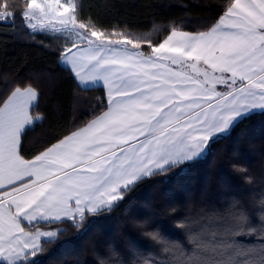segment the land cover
<instances>
[{
  "label": "snow or ice",
  "instance_id": "snow-or-ice-1",
  "mask_svg": "<svg viewBox=\"0 0 264 264\" xmlns=\"http://www.w3.org/2000/svg\"><path fill=\"white\" fill-rule=\"evenodd\" d=\"M80 8L78 0H25L21 18L31 33L64 39L59 62L81 90H105L106 110L25 158L38 92L16 87L0 101V264H38L42 241L67 232L42 231L41 222L82 228L138 181L195 161L209 141L264 112V0H232L209 29L173 28L156 44L82 22ZM14 19L15 6L0 0V22ZM234 207L178 222L185 242L146 232L157 250L132 249V264H264V243L236 239L264 241V213L250 225Z\"/></svg>",
  "mask_w": 264,
  "mask_h": 264
},
{
  "label": "trees",
  "instance_id": "trees-1",
  "mask_svg": "<svg viewBox=\"0 0 264 264\" xmlns=\"http://www.w3.org/2000/svg\"><path fill=\"white\" fill-rule=\"evenodd\" d=\"M231 2L78 0V18L156 44L173 28L190 32L209 29ZM24 3L10 0L15 6L14 22H0V101L16 87L37 90L39 98L32 115L39 119H34L22 136V154L32 158L105 110L106 93L103 88L81 90L59 62L64 39L57 38L59 34L31 33L21 18ZM144 49L150 51L147 45ZM234 165L246 171L234 170ZM230 205L235 206L234 211L246 212L250 225L260 224L264 213V112L250 115L229 133L209 141L205 153L195 161L138 181L110 212L87 214L82 228L41 222V230L65 227L67 232L52 244L42 242L43 250L34 259L38 264H99L101 259L109 264H132V249L145 254L157 250L146 232L160 229L168 238L185 242L186 230L177 227L178 222L223 211ZM236 239L249 245L264 243L257 234Z\"/></svg>",
  "mask_w": 264,
  "mask_h": 264
},
{
  "label": "crops",
  "instance_id": "crops-1",
  "mask_svg": "<svg viewBox=\"0 0 264 264\" xmlns=\"http://www.w3.org/2000/svg\"><path fill=\"white\" fill-rule=\"evenodd\" d=\"M184 31V30H183ZM166 39V38H165ZM105 91V90H104ZM106 93V92H105ZM38 98H39V95H38ZM37 102H38V100H37ZM106 110V109H105ZM89 122V121H88ZM86 125V124H85ZM85 125H83V126H85ZM83 126H81V127H83ZM80 128V127H79ZM78 129V128H77ZM27 130V129H26ZM42 231H49V230H42ZM43 242V241H42Z\"/></svg>",
  "mask_w": 264,
  "mask_h": 264
},
{
  "label": "rangeland",
  "instance_id": "rangeland-1",
  "mask_svg": "<svg viewBox=\"0 0 264 264\" xmlns=\"http://www.w3.org/2000/svg\"><path fill=\"white\" fill-rule=\"evenodd\" d=\"M79 19V18H78ZM80 20V19H79ZM80 21H82V20H80ZM82 22H84V21H82ZM86 23V22H85ZM80 97H82V96H80ZM80 99V98H79ZM78 100V99H77ZM77 103H81L79 100L77 101Z\"/></svg>",
  "mask_w": 264,
  "mask_h": 264
},
{
  "label": "clouds",
  "instance_id": "clouds-1",
  "mask_svg": "<svg viewBox=\"0 0 264 264\" xmlns=\"http://www.w3.org/2000/svg\"><path fill=\"white\" fill-rule=\"evenodd\" d=\"M233 168H234V170H237V169H238V167H237V166H235V165L233 166Z\"/></svg>",
  "mask_w": 264,
  "mask_h": 264
}]
</instances>
